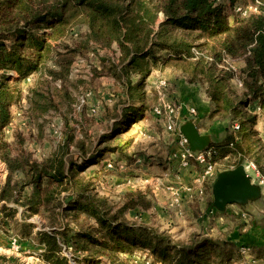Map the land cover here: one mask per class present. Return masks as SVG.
<instances>
[{
	"label": "trees",
	"instance_id": "obj_1",
	"mask_svg": "<svg viewBox=\"0 0 264 264\" xmlns=\"http://www.w3.org/2000/svg\"><path fill=\"white\" fill-rule=\"evenodd\" d=\"M226 1L0 0V70H16L20 75L14 80L18 81L27 72L45 68V62L57 56L59 59L56 62L67 73L71 59H63L59 45L53 42H61L68 30L77 24L87 26L86 41L103 46L117 45L119 58L117 62L111 61L110 70L122 85V90L119 89L116 95L124 100L114 103L112 109L102 104L101 118L109 122V128L99 133L96 136L98 140L95 143L91 141L87 148L84 140L77 144V157L82 162H88L97 153L110 151L123 154L120 147H101L113 128L125 129L129 126L126 124V107L121 108V119L109 118V111L120 108L123 101L130 100L131 105L145 101V77L153 67L170 57L190 61L202 78L199 83L205 86L206 95L214 102L211 118L220 115L229 122L223 140L211 143L206 149L212 151L213 161L218 162V157L223 156L225 162H220L222 169L234 168L246 161L242 140L250 135L246 132L251 128L252 120L258 117L246 108L256 104L264 112V0H257L256 11L248 10L245 16L235 11V6L246 8L250 4H235L233 9L237 15L232 22L223 16ZM254 3L256 0H252L251 4ZM159 13L163 19L157 23ZM179 29L182 32L199 31L190 36L192 41L203 35L223 37L217 39V47L211 45L210 52L203 53V44L197 46L198 51ZM224 55L233 59L242 58L239 77L243 87L241 96H234L224 89V79L234 75L227 67V70L218 69ZM48 72L63 75L53 69ZM11 77L0 75V160L8 171L0 190V202L19 201L21 191L30 187L29 194L21 200L26 213L36 214L41 211L40 208L53 212L61 207L58 212H66L75 221L74 226L65 224L63 228L52 227L50 232L38 233L50 264H69L65 257L59 255L58 238L66 235L71 240L74 254L71 257L75 261V254L84 253L85 264L100 262L101 256L107 257L109 264H115L116 255H108L103 249L128 252L133 245L149 247L151 258L161 264L166 260L172 264H255L243 260L240 249L231 241L202 233L189 235L185 240L174 239L154 226L127 221L123 214L128 208L148 207L134 199L145 194L141 189L127 193L128 201L117 210H110L104 197L86 193L88 182L76 177L73 168L80 169L81 165L77 167L76 164L81 160L78 161L71 153L70 142L66 139L59 141L55 151L41 160L32 158L22 142L18 141L19 145L14 146L3 132L11 119L9 107L17 97L15 87L9 83L13 79ZM238 118L244 121L238 123L235 121ZM227 148L238 151V159L232 164H226V160L231 158L230 152L225 150ZM257 169L264 180V167ZM64 202L67 203L64 205ZM2 206L3 210L7 208L5 204ZM79 213L92 219L94 225L85 229ZM97 228L105 231L101 234ZM82 239L86 243H80Z\"/></svg>",
	"mask_w": 264,
	"mask_h": 264
},
{
	"label": "rangeland",
	"instance_id": "obj_2",
	"mask_svg": "<svg viewBox=\"0 0 264 264\" xmlns=\"http://www.w3.org/2000/svg\"><path fill=\"white\" fill-rule=\"evenodd\" d=\"M251 3L252 0H227L223 9V16L228 22H232V19L237 15L233 6L235 4ZM162 19L163 16L159 13L157 23L162 21ZM87 30L88 28L84 24L74 25L68 30L67 35L61 42H53L54 45H59V52L62 53L63 59H71L67 73L62 71L61 64L56 62L59 59V57L56 58L57 56L47 60L45 68H41L39 71L27 72L24 74L26 76L18 81L14 80L15 78L18 79V75H20L16 70H0V75L12 76L11 78L13 79L9 83L15 87V96L17 95L15 101L9 107L11 119L9 124L3 129L4 137L11 141L14 146L22 142L23 148L34 159L41 160L47 157L55 151L59 141L66 139L70 142L71 153L80 161L81 158L77 157L79 152L77 144L84 140L87 143V148V145H91V141L95 143L98 140L96 136L99 133L109 128V122L101 121L103 110L98 109L97 113L92 114L89 110L90 105L93 104L100 108L103 104L105 107L112 109L114 103L124 100V98L122 99L116 95L119 89L120 91L122 90V85L120 80L113 76L114 74L112 75L110 70L111 61L117 62L119 58L117 45L113 43L111 46H103L93 41H86ZM180 32L191 40V44L195 45L198 51L199 48L197 46L202 43L203 53H209V46L211 45L217 47V39H222L223 37L220 35L212 38L203 35L197 41H192L190 36H194V33L198 34L199 31L182 32L180 30ZM162 66H166V69L161 73L155 74L151 87H153L154 80L159 78L167 80L166 72L176 73L177 70V74L186 75L188 80L194 81L192 82L194 84L199 85L202 80L190 61L170 57ZM242 66V58L233 59L225 55L222 57L221 63H219L218 69L227 70L229 68L233 71V77L228 79L226 77L223 83L224 89L234 96H241L240 94L243 92L239 78ZM49 69L56 70L63 75H53L48 72ZM89 91L90 95L87 98L89 103L81 104V98ZM145 98V101L143 100L133 105L130 104V100L123 101L119 105L121 106L120 108L109 111V118L121 119L123 113L121 108L122 106L126 107L124 109L127 114L126 119H128L126 124L129 126L125 129L113 128V130H109L110 135L106 137L101 147L109 146V149L120 147L123 154L120 155L110 151L102 152L100 155L97 153V156L93 157L92 160L88 162H82L81 160L79 164H76L77 167L81 165L80 169L77 170L76 166L73 168L77 178H81L85 183L88 182V191L86 193L104 197L105 202L111 207L110 210L112 211L117 210L122 203L128 201L127 196L123 197L120 193L124 190L129 193L127 192L128 188L133 187L132 185L137 183V180H129L128 178L135 176L137 168L144 173H147L145 171L147 169L149 173L157 174L163 161L167 163L174 161L173 158L169 157V152H173V150H169L170 145L166 147L165 152L164 148L160 147L159 137L165 127L161 125L162 121L151 113L153 105L158 101L157 94L153 89H150ZM174 103L177 104L176 101ZM129 105L131 106L130 108ZM243 110L249 111L248 108ZM255 111H258L254 114L255 116L258 115V117L253 120L251 118V128L246 132V135L248 133L250 135L242 140L246 159L242 164L245 165L251 179L255 183H259L263 188V198L258 202L259 204H255L251 212L247 211L249 214H254L256 220H264V180L257 169V167H264V112L260 110L259 106L255 107ZM219 118L223 119L220 115ZM243 118L245 119V117ZM244 119L238 118L235 121L239 123L244 121ZM225 133L226 131L219 121L217 126L214 127V134L222 141ZM225 150L230 152L229 157H231L227 159L228 161L226 160V164H232L233 161H237L238 151L230 148ZM132 155L140 158L137 164L132 161L135 158ZM141 155L149 159L142 161ZM218 158L220 160H217V163L222 164L220 162L224 161L222 159L223 156L220 155ZM0 162L5 164L1 160ZM2 164H0V190L8 173V171L6 174L4 173ZM109 164L110 166H108ZM138 183L140 187H145L143 190H147L149 186L147 181L142 180ZM27 194L28 188H25L21 191L19 201L0 202V264H50L44 254V242L40 241L38 233L50 232L52 227L60 229L65 224L67 226L75 225V221L71 219L69 214L64 211L58 212L61 207L55 208L56 210L53 212H50L49 209L40 208L41 211L36 214L32 212L31 214L26 213L24 211L25 204L21 200ZM147 195L145 193L140 198L135 197L134 199L140 202L141 205H150L154 201V196L151 194ZM66 203L64 202L63 204L65 205ZM3 204L7 207L5 210L2 208ZM241 216L245 219L244 214ZM79 217L85 229L89 228L90 225H94V221L92 219L89 220L83 213H79ZM135 220L136 223H143L141 221H144L143 218ZM193 224L190 223L189 227L192 228ZM197 226L199 227V224L189 230L190 235L199 233ZM154 227L159 229V231H168L174 239L183 240L178 238L174 232L169 231L168 228ZM98 230H100L101 234L105 231L103 228ZM67 232L68 234L70 233V231ZM58 241L60 243L59 255L65 257L69 264H85L86 261L84 259L86 256H84V253L75 254L77 255V258H74L75 261L71 257L74 254L68 235L61 237V239L58 238ZM80 243H86V240L82 239ZM131 248L128 252H117L112 249H103V251L108 255H116L115 264H144L146 259H149V264H161L159 260L151 258L149 247L133 245ZM256 257L262 259L256 264H264L263 251L256 250ZM94 263L109 264V259L101 256L100 262L97 260ZM163 264L172 263L170 260H166Z\"/></svg>",
	"mask_w": 264,
	"mask_h": 264
},
{
	"label": "crops",
	"instance_id": "obj_3",
	"mask_svg": "<svg viewBox=\"0 0 264 264\" xmlns=\"http://www.w3.org/2000/svg\"><path fill=\"white\" fill-rule=\"evenodd\" d=\"M162 64H164V62L153 67L150 74L145 77L146 96L147 92L151 89V83L154 76H156L155 74L161 73L166 69V66H162ZM177 71L176 73H165L170 85L171 97L178 104L176 122L179 125L185 119L192 117L200 133L210 134L212 139H214L213 143L219 142L220 139L214 134V127H216L217 123L220 121L226 131V128L229 126L227 118H211V112L215 107L214 102L206 95L205 86L200 83L198 85L190 82L186 75L177 74ZM136 78H138V76ZM256 106V104L250 105L248 107L249 112L257 113L258 111H255ZM190 107L196 109L195 114H188V108ZM98 109L103 110V105H101L100 108L98 107ZM161 125L163 126V123ZM159 143L160 147L164 148V152L169 145V150L176 152H181L184 149V146L177 140V136L174 133L168 132L166 129L161 132ZM170 153L171 152H169V157ZM133 157H135V155ZM140 157L143 158L142 161L149 159L147 157L145 158L144 155ZM132 161L135 162L134 164H137L140 158L135 157ZM0 164L2 163L0 162ZM2 165L3 171L6 174V165ZM145 171H147V173L141 172L140 169L137 168L135 170V176L128 177L129 180H137V183L133 184V187L128 188L127 192H133L136 189L143 190L145 187H140L138 182L144 180L147 181V185L149 186L147 188L148 191H143L148 195H153L154 201L146 208L141 206L128 208L123 215L127 221L136 222L135 219L138 220L139 218H143L144 221L141 222L151 226L168 228L169 231L174 232L178 238H182L183 240L187 239L190 235L189 230H192V228L199 224V227L197 226L199 228V233L217 239L231 241L239 249L242 247L247 248L248 251L243 254V260L255 264L258 261H262L261 258L256 257V250L263 251L264 257V220H256L254 214H249L247 210L251 212L254 205L259 204L258 202L263 198V195L260 200L250 202L245 206L236 203L228 204L225 211L220 212L211 207V205L209 206V201L212 200V184H205L203 193L201 194L194 191L190 192L185 189L180 191V195L182 196L180 212H175V210H172L167 205L173 196L169 187L175 186L176 188L182 185L185 187L186 184H191L192 177L195 173L194 168L192 166L187 168L181 167L179 165V160L175 159L171 163L163 161L162 166H159L157 174H151L147 169H145ZM27 188L29 194L31 188ZM120 194L125 197L127 193L124 190L121 191ZM242 214L245 215V219L241 216ZM190 223H194L192 228L189 227ZM166 232L170 234L168 231Z\"/></svg>",
	"mask_w": 264,
	"mask_h": 264
},
{
	"label": "built area",
	"instance_id": "obj_4",
	"mask_svg": "<svg viewBox=\"0 0 264 264\" xmlns=\"http://www.w3.org/2000/svg\"><path fill=\"white\" fill-rule=\"evenodd\" d=\"M257 3L248 5L246 8L240 7V5L235 6V11L241 13L245 16L250 11H256ZM156 94H157V103L153 105L151 109V113L160 121H162L163 126L165 129L170 132L174 133L177 136V140L184 146V149L180 151H173L170 153V158L178 159L179 165L181 167H193L194 168V176L192 177L191 184H186L185 187L182 185L181 187L171 186L169 189L172 191L173 196L171 201L167 204L172 210L175 212H180V204L182 201V196L180 195V191L187 190V191H194L198 194L203 193V188L205 184H212L215 180L216 175L222 169V165L217 163L216 161L211 160L212 158V151L211 150H203L201 152H192L189 149L188 142L186 138L180 133L178 128V123L176 122V113L178 109V104H175L174 99L171 97L170 93V85L166 79L159 78L158 80H154L153 87H151ZM90 95V91L86 92L85 95L81 98V104H88V97ZM90 112L92 114L97 113L98 107L96 105L91 104ZM196 109L194 107L188 108V114L192 115L195 114ZM110 166V164L108 165ZM242 254H245L248 249L241 248L240 249ZM144 264H149V259H146Z\"/></svg>",
	"mask_w": 264,
	"mask_h": 264
},
{
	"label": "water",
	"instance_id": "obj_5",
	"mask_svg": "<svg viewBox=\"0 0 264 264\" xmlns=\"http://www.w3.org/2000/svg\"><path fill=\"white\" fill-rule=\"evenodd\" d=\"M178 128L186 138L189 149L194 153L205 150L214 142L210 134L200 133L192 117L182 121ZM262 195V186L251 179L244 164L222 169L211 185V205L220 212L225 211L228 204L236 203L245 206L260 200Z\"/></svg>",
	"mask_w": 264,
	"mask_h": 264
}]
</instances>
